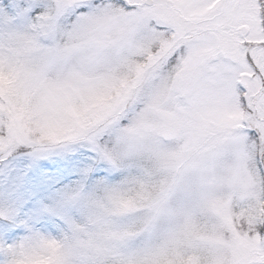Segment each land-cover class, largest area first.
I'll return each mask as SVG.
<instances>
[{
  "label": "snow or ice",
  "instance_id": "1",
  "mask_svg": "<svg viewBox=\"0 0 264 264\" xmlns=\"http://www.w3.org/2000/svg\"><path fill=\"white\" fill-rule=\"evenodd\" d=\"M0 264H264V0H0Z\"/></svg>",
  "mask_w": 264,
  "mask_h": 264
}]
</instances>
